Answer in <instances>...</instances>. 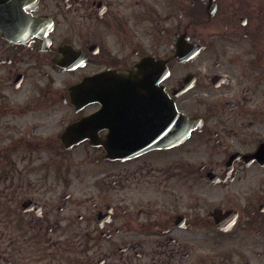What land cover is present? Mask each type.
Listing matches in <instances>:
<instances>
[{
    "label": "flooded vegetation",
    "instance_id": "flooded-vegetation-1",
    "mask_svg": "<svg viewBox=\"0 0 264 264\" xmlns=\"http://www.w3.org/2000/svg\"><path fill=\"white\" fill-rule=\"evenodd\" d=\"M23 10L0 32V264H264V0ZM136 104L156 106L146 137H177L131 151L109 123ZM93 113L91 138L62 139Z\"/></svg>",
    "mask_w": 264,
    "mask_h": 264
},
{
    "label": "rangeland",
    "instance_id": "rangeland-1",
    "mask_svg": "<svg viewBox=\"0 0 264 264\" xmlns=\"http://www.w3.org/2000/svg\"><path fill=\"white\" fill-rule=\"evenodd\" d=\"M85 149V147H79L77 148L75 151L71 152L70 155V161L75 163L76 166L79 165V163H82L83 161H85V156H84V152H82ZM70 189H72V194L77 195L78 196V188L79 186H81L77 180L74 177H70Z\"/></svg>",
    "mask_w": 264,
    "mask_h": 264
},
{
    "label": "water",
    "instance_id": "water-1",
    "mask_svg": "<svg viewBox=\"0 0 264 264\" xmlns=\"http://www.w3.org/2000/svg\"><path fill=\"white\" fill-rule=\"evenodd\" d=\"M7 1L9 0H0V11L1 12L5 11L7 16H9V14H13V12L11 11L12 10L11 3H7ZM10 1H15V0H10ZM0 16H2V14Z\"/></svg>",
    "mask_w": 264,
    "mask_h": 264
}]
</instances>
